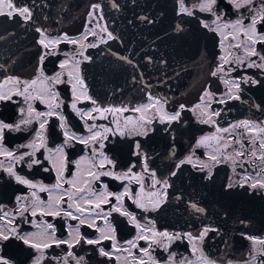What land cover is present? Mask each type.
<instances>
[{"label":"flooded vegetation","instance_id":"obj_1","mask_svg":"<svg viewBox=\"0 0 264 264\" xmlns=\"http://www.w3.org/2000/svg\"><path fill=\"white\" fill-rule=\"evenodd\" d=\"M172 3L215 43L178 102L89 90L80 65L113 38L99 3L50 33L0 0V264H264V0Z\"/></svg>","mask_w":264,"mask_h":264},{"label":"water","instance_id":"obj_2","mask_svg":"<svg viewBox=\"0 0 264 264\" xmlns=\"http://www.w3.org/2000/svg\"><path fill=\"white\" fill-rule=\"evenodd\" d=\"M12 1L30 9L31 17L25 26L50 33L78 31L90 4H100L113 38L89 53V59L80 65L79 75L89 90L107 100L126 96L137 100L147 91L166 102H178L186 96L194 98L214 62L215 43L210 33L189 18L177 16L172 0ZM132 31L164 35L165 49L158 45L151 51L128 48L125 44L133 42L125 41V37ZM143 65L149 67L153 80H147V75L138 77L143 76L138 73ZM221 212L227 213L226 209Z\"/></svg>","mask_w":264,"mask_h":264}]
</instances>
